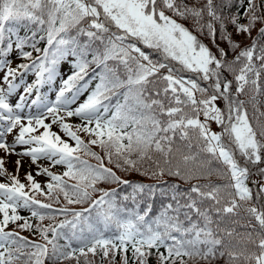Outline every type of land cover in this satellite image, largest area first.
Masks as SVG:
<instances>
[{
    "label": "snow or ice",
    "instance_id": "6c2138e0",
    "mask_svg": "<svg viewBox=\"0 0 264 264\" xmlns=\"http://www.w3.org/2000/svg\"><path fill=\"white\" fill-rule=\"evenodd\" d=\"M247 4L246 23L242 24L231 11L232 0H0V47L4 49L0 69L5 70L0 77V123L4 125L0 149L11 154L18 146L34 145L18 155L31 157L33 163L45 158L66 169L62 175L42 170L50 178L46 193L30 173L26 177L29 189L48 200L58 203L63 195L65 206L55 210L52 203L29 195L15 176L10 177V184L0 183V264L71 259L79 264L80 257L90 264L88 254L95 256L99 251L104 259L110 254L114 258L116 251L126 253L129 246L134 264H149L153 249L157 264H176L177 259L187 264L185 257L204 264L222 258H226L224 264H264V182L257 183L255 192L246 182L251 175L247 165L264 163V123L260 122L264 112L256 106L264 73V0H247ZM257 22L261 27L252 38ZM10 25H23L29 34H14ZM233 33L247 35L251 46L230 62L228 51L220 44L226 43L232 50L239 47ZM41 41L46 42L43 48L38 46ZM144 49L151 50L155 58ZM13 50L17 58L30 63L11 67L8 52ZM58 64L67 66L71 74L62 80L55 100L48 103L39 95V87L57 75ZM236 64L241 65L238 71ZM33 70L35 81L24 84L17 102L11 104L10 97L21 86L18 74L23 78ZM185 72L196 78H186ZM225 72L234 75V92ZM93 80L95 87L84 102L70 108ZM80 81L85 83L78 86ZM158 83L163 87H149ZM249 87L256 94L250 102L259 130L249 118L245 101L239 99ZM33 92L36 98L29 103ZM221 100L223 108L217 106ZM38 103L43 111L23 112ZM49 116L52 123H60L75 147L50 133V125L45 123ZM65 116L78 117L82 124L77 130L94 138L86 144L64 123ZM213 122L220 131H212ZM17 127L14 141L7 143L4 136ZM40 128L43 133L32 134ZM93 145L103 156L91 151ZM81 152L97 164L82 159ZM105 159L122 172L157 179L175 177L190 187L181 190L171 185V201L151 222L145 219L150 208L122 220L115 204L117 189L107 190L99 184L130 187L132 192L124 195L125 201H136L139 194L154 193L155 188L122 179L113 167L105 166ZM2 166L0 158V175H6ZM260 172L264 175V168ZM213 175L225 183H192ZM65 178L75 183L69 184ZM95 193L100 194L97 199H93ZM70 205L88 206L77 211ZM18 209L28 210L40 221L56 220L57 213L64 219L47 227L36 225L35 232L44 241L38 243L6 231L10 223L21 219L24 223L16 226L32 230ZM241 210L247 219H233L232 223L243 231L220 227L222 220L239 217ZM93 212L106 226L115 223L118 234L106 237L94 228L90 223ZM61 238L66 242L75 239L77 246H59ZM122 259L128 264L126 256Z\"/></svg>",
    "mask_w": 264,
    "mask_h": 264
},
{
    "label": "trees",
    "instance_id": "16d2710c",
    "mask_svg": "<svg viewBox=\"0 0 264 264\" xmlns=\"http://www.w3.org/2000/svg\"><path fill=\"white\" fill-rule=\"evenodd\" d=\"M189 2H195V0H189ZM244 4H247V0H232V7L231 11L233 13H237L240 17V22L243 24V19H242V9ZM186 27L191 28L190 23H186ZM10 30L14 34H19L21 37L25 36L26 34H29V29L25 28L23 25H10ZM261 27V24L257 22V24L253 27L252 32H251V37L256 38L258 36V30ZM229 31L232 32L233 29L229 27ZM40 35H43V33H40ZM38 38V37H37ZM205 44H207L209 47L212 48L213 52H216L215 47L209 42V40L205 39L203 36L200 37ZM233 39L239 43V47L235 48L234 50L229 49L228 45L226 43H221L220 46L224 48L226 51H228V61H233L235 57L238 55V53L246 48L251 46V39L247 35H240V36H235L233 33ZM219 42V41H218ZM7 43V40L5 41V44ZM46 42L41 41L40 44L38 45L39 47L43 48L44 44ZM261 43H264V41H261ZM149 55H152V51H148L144 49ZM153 56V55H152ZM153 58H155L153 56ZM259 64V62H256ZM240 64H236L235 68L238 71ZM224 76L227 78V80L232 81V91H235V81H234V75L232 73L225 72ZM196 78V77H195ZM194 78V79H195ZM202 86L208 87V85H204L203 82H201ZM260 87L262 89V93L260 95H256L251 87L246 89L245 93L241 94L239 96L240 100L245 101V106L249 115V118L253 124L254 127H257V121L253 119V111H254V105L251 103V97L253 95H256V106L259 108V112H264V73L261 74L260 80H259ZM150 88L154 87H159L162 88L163 84L158 83L155 86L149 85ZM221 108L224 107V103L221 100ZM259 115V113H257ZM202 118V116H201ZM261 123H264V117L261 118L260 120ZM218 131L220 129L218 128ZM86 144L88 141H84ZM91 151L98 153L99 155L103 156V152L98 146H91ZM82 159L86 160L89 164L91 165H96L97 161L89 156L84 155L82 152L79 153ZM237 159L241 163L242 166L245 165V161L242 157L239 156V153L236 154ZM105 166L108 167H113L112 165H108L107 160L105 159L104 161ZM215 167H221V165H214ZM250 168L251 175L248 178L249 184L248 186L252 188L253 192H255L257 183L258 182H264V175L261 174L260 169L264 168V163H259L256 165H247ZM113 171L117 173L118 176H120L122 179H126L132 183H142L146 186H153L155 188L154 193H146V194H139L137 196L136 201H133L131 199L129 200H124L123 197L124 195L131 193L132 189L127 186H118L116 184H106V183H101L98 185L100 188H104L107 190H111L113 188L117 189V197L115 199V204L119 208V216L120 219L126 220L129 218V214H135L136 212H139L140 214H143L145 210H148L150 208V211H148V215L145 217L146 221L151 222L154 220L157 216L160 215L161 211L163 210V207L165 204L169 203L171 201V185H178L181 190H186L190 187L189 184L184 183L183 181L179 180L178 178L175 177H168L164 176L162 179H157V178H150L149 176H142L138 172L134 171H129V172H122L115 167H113ZM68 180V178H65ZM69 184L75 183V181L68 180ZM193 184H222L225 183L222 179L218 178L217 176L213 175L210 176L206 179H200L196 181H192ZM45 193L48 191V189H42ZM166 193V194H165ZM99 193H95L93 196L97 195ZM36 197H39L40 199L58 205V206H65V202L63 199V195L61 194L59 196V202L55 203L51 200L46 199L45 196L40 195L39 193L36 192ZM88 205H70L69 207H76L79 210H81L82 207H87ZM53 210V209H52ZM77 210V211H79ZM42 211H49V210H42ZM22 218H26L29 220V223L33 226L32 230H22L21 228L17 227L16 224H23L24 220L21 219L16 222V224H12L11 228L14 230L20 231L29 241H34L38 243H44L43 240L40 239L39 233L35 232L36 225H40L42 227H47L49 224H55L58 223L59 220L64 219L63 216H60L58 213L56 214L57 218L56 220H48L45 219L43 221H40L34 217H31L30 214H24L23 212L18 213ZM214 219L215 215L213 213ZM71 217H69L70 219ZM233 219H238L240 222H244L247 219L246 214L241 210L240 216L239 217H232L229 219H224L220 223L221 228H233L236 227L237 231H243V229H240L237 227V225H234L232 223ZM90 223L91 225L103 232V234L106 237H114L115 235L118 234L119 230L117 228V225L115 223H110L107 226L105 225L103 219L97 215L96 212H93L90 217ZM215 227V225H213ZM69 236H71V233H68ZM49 236L51 237V233H49ZM236 240L233 239V243H235ZM66 243H70L72 247L77 246V242L75 239H71L70 241L66 242L63 238L59 239L57 241V244L59 246H64ZM70 250V249H68ZM160 252H163L165 255L167 254L164 249H160ZM126 256L128 260V264H134V258L132 256L131 248L129 246V250L124 253L120 251H116L114 258L111 256L108 259H104L102 257V253L98 251V254L93 256L92 254H88V260L90 264H123V259L122 257ZM149 259V264H157V253L156 250H152V255L148 258ZM187 261V264H204L203 261H195V260H188L187 257L184 258ZM226 258L219 259L215 262V264H224ZM46 264H77L76 259H71V260H64V261H55V260H49L46 261ZM79 264H84V258L80 257L79 258ZM176 264H180L179 259H177Z\"/></svg>",
    "mask_w": 264,
    "mask_h": 264
},
{
    "label": "rangeland",
    "instance_id": "374dc122",
    "mask_svg": "<svg viewBox=\"0 0 264 264\" xmlns=\"http://www.w3.org/2000/svg\"><path fill=\"white\" fill-rule=\"evenodd\" d=\"M8 57H10L12 59L10 66H12L19 59L16 57V53L14 50L8 52ZM3 59H4L3 57H0V63L3 62ZM4 71H5L4 69H0V77L3 76ZM70 74L71 73L69 72L67 66H62L59 64L57 65V75L52 80L45 79L44 82L39 87V95L44 99L45 102L50 103V102L55 100L56 93L59 91V89L61 87L62 80L66 79L67 76ZM35 79H36L35 72H32V71H29L23 78H21L18 74L17 83L21 86L18 88L17 92L13 93V96L10 97V103L14 105L18 100L19 94L22 93V91H23V85L33 83L35 81ZM79 85H82V84L79 83L78 86ZM86 91H87V89L84 90L82 92V94L77 96L76 102L71 104L70 108L74 109L79 104H81V99L84 97ZM66 95H68L69 98H71V93H66ZM35 98H36V92H33L32 97L29 98V103H30L31 99H35ZM43 110L44 109L42 108V106L38 103L36 105H33L31 108L25 107L23 109V112L25 114H28V113L38 114L40 111H43ZM62 114L63 113H61V115ZM51 122H52V117L49 116L45 120V123H51ZM25 123H26V121H25ZM3 127H4L3 123H0V128H3ZM40 129H38V130H40ZM18 132H19V127L14 129L11 134H6L4 136V140L7 143L11 144L14 141V137L18 134ZM52 133L55 134L56 136H59L60 138L62 137L61 136L62 133L58 130L53 131ZM32 146H34V145L18 146L14 149L13 153L7 154L11 160H13L15 162H17V161L20 162L19 163L20 168L24 169V171H22L20 173V175H18L17 179L19 181L24 182V183H29L28 180L26 179V177L29 173L32 175L33 180H34L40 176V175H37V173L41 172V169L49 170L50 166L52 165V163L48 159H45V158L38 159L36 161V163H33L31 157L18 155V153H22V152L26 151L29 147H32ZM2 152L4 153V151L2 149H0V155L2 154ZM38 163H41V164H38Z\"/></svg>",
    "mask_w": 264,
    "mask_h": 264
}]
</instances>
